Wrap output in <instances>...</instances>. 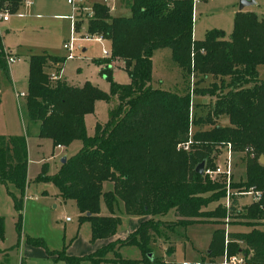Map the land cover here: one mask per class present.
Here are the masks:
<instances>
[{"label": "trees", "instance_id": "16d2710c", "mask_svg": "<svg viewBox=\"0 0 264 264\" xmlns=\"http://www.w3.org/2000/svg\"><path fill=\"white\" fill-rule=\"evenodd\" d=\"M7 1L15 7L19 0ZM128 9L129 16L113 17L103 4L94 3L86 23L88 34L107 43L109 56L95 61L109 83L107 93L88 83L73 87L62 80L50 82L47 68L64 58L42 53L27 60L24 107L28 121L38 123L37 137L49 139L53 148H65L74 140L81 143L55 174L40 173L36 180L51 182L62 200L74 203L78 222L89 224L91 240L107 241L82 258L61 250L55 260L181 264L164 261L157 251L170 256L180 229L216 224L214 219L227 215L252 223L244 225L246 231L214 230L205 258L189 264H221L216 258L222 256L239 257L242 264H264V161H258L260 156L264 159V79L256 71L264 66V18L239 11L228 35L211 29L201 40H193L192 0H130ZM159 49H168L180 70L181 94L150 86V58ZM112 62L121 63L127 84L111 80ZM7 72L0 47V74L7 78ZM207 80V86L199 87ZM190 92L210 98L202 113L192 115ZM95 101L112 106L107 121L96 124L93 136L87 137L83 117L93 112ZM221 120L227 125L221 126ZM226 145L245 157L244 182L231 188L237 193L249 188L261 192L257 202L241 208L240 197L231 196L227 211L219 203L224 198L223 176L210 182L203 175L214 168L216 155ZM26 162L24 137L0 136V183L17 192L18 196L9 194L18 218ZM198 165L201 174L196 173ZM212 203L216 205L208 208ZM168 210H173L172 222L157 219ZM121 215L145 219L123 240L110 241ZM2 224L0 218V236ZM123 247H135L139 259L121 258Z\"/></svg>", "mask_w": 264, "mask_h": 264}, {"label": "rangeland", "instance_id": "374dc122", "mask_svg": "<svg viewBox=\"0 0 264 264\" xmlns=\"http://www.w3.org/2000/svg\"><path fill=\"white\" fill-rule=\"evenodd\" d=\"M84 6L91 8L92 4L106 2L113 7L110 14L114 17L129 16V9L120 3H111L109 0H82ZM253 6L245 7L244 10L253 11L257 17H264V0H249ZM33 4L32 13L39 18L29 16L23 19L12 17L5 27L7 32L3 33L1 43L8 51L16 52L24 56L25 60L12 65L9 82L3 74H0V97L2 112L0 110V131L11 133L16 131L27 135V165L26 184L20 216L13 206L9 193L18 196L11 186H3L0 183V218H2V235L0 236V263L4 253L7 254V264H61L55 260V253L64 250L66 255L79 258L91 254L103 243L99 239L91 240L90 228L87 222H78V212L74 203L70 200H62L56 193L55 188L49 181H37L38 173L45 175L55 174L62 158H69L76 154L81 147L78 140L72 141L65 148L52 149L51 141L46 138L36 139L37 125L29 122L26 117L23 98L15 101L12 87L17 92H26V70L27 56L30 54H51L64 58L65 53L61 49L62 43L69 35V22L64 20V15L70 14V7L66 0H31ZM101 2V3H100ZM239 0H197L192 9V39L201 40L206 31L211 29L222 30L228 35L232 28V20L238 11ZM129 5V3H128ZM69 13V14H68ZM86 21H78L75 36L86 33ZM88 33V32H87ZM81 49L75 50L73 58L64 60L62 64L61 77L69 86L80 87L88 83L101 92L107 93L109 83L99 74L100 66L95 61H101V45L95 41L81 42ZM85 49L82 52V49ZM102 48L108 50L105 42ZM151 83L152 88L164 90L171 93H182V78L180 71L171 59L168 49L155 50L151 54ZM111 80L118 84L128 83V77L120 62H112ZM15 68V69H14ZM14 69V71H13ZM259 79H264V66L256 69ZM209 80L201 83L199 87L207 86ZM194 80H188L192 86ZM211 102L210 98L192 95L193 114L202 113L203 107ZM112 103L95 101L93 112L83 117L85 135L92 137L94 126L102 125L107 121L108 110ZM220 125H227L226 120H221ZM194 128H191L193 131ZM23 136V135H20ZM224 151L218 153L215 165H223ZM244 154L232 152L230 158L229 191L235 192L231 185L244 182ZM41 171V172H40ZM220 178V177H219ZM221 179V178H220ZM213 182L212 179H208ZM222 182L226 179L222 177ZM29 197V199H27ZM224 208V198L219 200ZM251 200L247 197L238 199L239 207L248 206ZM212 203L208 208H213ZM102 210V207H101ZM65 219H69L65 222ZM157 219L163 222H172L173 210H168ZM214 223H194L180 229L174 244L172 254L166 255L160 251L166 261L197 263L205 258L212 232L222 229L223 233L230 231H246L245 224H251L250 219H214ZM18 224V227L16 226ZM136 226L135 217L121 215L114 237L123 240L129 231ZM33 242V243H32ZM119 254L122 258H139V251L135 247H123ZM223 257V256H222ZM216 258V262L222 259ZM79 264H89L81 259Z\"/></svg>", "mask_w": 264, "mask_h": 264}, {"label": "built area", "instance_id": "2783aa9c", "mask_svg": "<svg viewBox=\"0 0 264 264\" xmlns=\"http://www.w3.org/2000/svg\"><path fill=\"white\" fill-rule=\"evenodd\" d=\"M196 1L197 0H192V5ZM66 4L70 7V14L69 16L65 17V19H67L69 22V35L67 40H65L61 45L62 51L65 53L64 59L65 60L72 59L74 57L73 56L74 51L81 48L80 43L88 42V41H95L99 43L101 45L102 57L107 58L109 56V53L108 50L102 48L103 39L100 36L90 35L87 32L81 34L80 36H75V33L77 32L76 25L78 21L87 22V20L92 15L91 8L85 7L82 0H66ZM20 5L22 6L23 9L22 12H18L16 9H13L12 4L9 1L0 0V31L1 28L8 23L11 16H15L18 18L27 16V11L31 6V2L28 0H24ZM111 8L112 7L110 6L109 9ZM0 42H1V37H0ZM1 54L3 55V59L7 68L19 60L17 56L11 54L6 49H1ZM48 80L50 82H55L59 80V72L52 71L48 73ZM19 96H23V94L20 93ZM190 96L192 97L191 92H190ZM186 146L187 143L183 146V149H186ZM231 153L232 152L230 150L229 145H226L223 154V161H224L223 165L222 166L215 165L213 169L203 171V175L208 179L215 180L218 176H223V178L226 179V183L224 187V209L226 211L228 210L229 199L231 196H239L240 198L247 197L251 200V203L257 202L261 197V192L255 191L251 188H249L246 191L238 192V193L229 191L228 186H229ZM226 217L228 218L227 215ZM65 220L67 221L68 219ZM221 264H242V261L239 257H230L226 259L223 256Z\"/></svg>", "mask_w": 264, "mask_h": 264}, {"label": "crops", "instance_id": "0c3cea01", "mask_svg": "<svg viewBox=\"0 0 264 264\" xmlns=\"http://www.w3.org/2000/svg\"><path fill=\"white\" fill-rule=\"evenodd\" d=\"M24 0H19L16 4H15V7H13V5H12V7H13V9H16L18 12H22L23 11V9H22V6L20 5L22 2H23ZM28 1H30L31 2V0H28ZM109 1H111V0H109ZM129 1L130 0H113V1H111V3H112V5H113V3H120L121 5H123L124 7H127L128 8V3H129ZM107 2V1H106ZM106 2H102V4L105 6V7H107L108 9H109V7L111 6V5H109L108 3H106ZM84 3V2H83ZM101 3V2H100ZM195 3H197V1L195 2ZM194 5V4H193ZM193 5H192V9H193ZM254 5V3L252 4V5H250V6H253ZM112 8L111 9H109L108 11H109V14H110V11H112L113 10V7L114 6H111ZM248 7V6H247ZM245 8V7H244ZM244 8L243 9H241L240 11L242 12V11H246V12H252V13H254L253 11H249V10H244ZM32 11H33V4H32V2H31V6H30V8H29V10L27 11V16H25V17H21V18H18V17H15V16H11L10 17V19L12 18V17H14V18H17V19H23V18H27V17H29V16H32V15H34L33 17L34 18H39L37 15H35V14H33L32 13ZM237 12H239V10L237 11ZM69 14V13H68ZM255 14V13H254ZM256 15V14H255ZM66 16H69V15H64V17H62L64 20H67V19H65V17ZM110 16H112L111 14H110ZM114 17V16H113ZM262 18H264L263 16H262ZM10 19H9V21H10ZM9 21H8V23H9ZM68 21V20H67ZM8 23L6 24V25H4L2 28H1V31H0V37H1V39H2V36H3V33H6L8 30H7V28H5L7 25H8ZM191 37H192V33H191ZM194 40V39H193ZM103 42H105V44L107 45V43H106V41L105 40H103ZM0 47H1V49H6V48H4L3 47V44L0 42ZM62 49V48H61ZM81 49V48H80ZM7 50V49H6ZM84 48L82 49V52H84ZM8 51V50H7ZM8 52H10L11 54H13V55H15V56H17V58L19 59L17 62H15L14 64H12L13 66H15L17 63H20L21 61H23V60H25V57L24 56H21V55H19V54H17L16 52H13V51H8ZM64 53V52H63ZM46 54H48V53H46ZM31 55H35V54H30V55H28L27 56V60H28V57L29 56H31ZM48 55H51V54H48ZM51 56H53V55H51ZM62 64L63 63H61V64H55L53 67H51V66H49L48 68H47V72L48 73H50V72H52L54 69H58L56 72H59V80H62V77H61V70H62ZM12 65H10L8 68H7V70H8V72H7V80L9 81V82H11V77H10V72H11V67H12ZM15 69V68H14ZM14 69H13V71H14ZM180 71V70H179ZM180 75H181V73H180ZM26 79H27V70H26ZM26 81V80H25ZM63 81V80H62ZM12 83V82H11ZM11 87H12V91H13V96H14V99H15V101L16 102H18V98H23V105H24V95H25V93H22V92H17V91H15L14 90V88H13V86L11 85ZM23 94V96H19V94ZM2 105H1V97H0V110H1V112H2ZM25 108V107H24ZM30 122V121H29ZM34 124H36L37 125V129H36V131H38V123H34ZM20 135H23V137H24V139H25V145H26V143H27V135H24L23 133L22 134H20V133H18L17 131H16V133H14L13 135H11V133H4V132H2V131H0V136H20ZM35 138L36 139H40V138H38L37 137V135L35 136ZM26 147H27V145H26ZM55 149H61L62 147H54ZM53 147H52V149H54ZM27 149V148H26ZM62 159H65V157L64 158H62ZM26 161H27V150H26ZM26 165H27V162H26ZM39 174V173H38ZM26 184L28 185V182L26 181ZM26 186V185H25ZM56 190V189H55ZM57 193V192H56ZM27 199H29V197H27ZM121 217V216H120ZM145 219V217H135V220H136V226L131 230V231H133L137 226H138V224L141 222V221H143ZM65 222H68L69 221V219L66 221V220H64ZM131 231H129L128 233H130ZM102 243H103V245L107 242L106 240H102V239H99ZM110 241H114V240H117V239H115V237H114V235L109 239ZM102 245V246H103ZM120 251V250H119ZM160 251L161 252H163V249H159L158 251H157V254L159 255L160 254ZM1 253H3V251L1 252V250H0V254ZM120 255V254H119ZM3 257H5L4 259H2V263H0V264H7V259H6V257H7V254L6 253H4L3 255H2ZM68 256H72V255H68ZM121 257V256H120ZM122 258V257H121ZM124 259H128V258H124ZM136 259H139V258H136ZM164 261H166V259L165 258H162ZM168 261V260H167ZM169 261H172V260H169ZM221 261H222V259L221 260H219L218 262L219 263H221ZM175 262H177V261H175ZM181 264H187L186 262H180ZM19 264H22V260H20L19 261Z\"/></svg>", "mask_w": 264, "mask_h": 264}, {"label": "water", "instance_id": "95a60500", "mask_svg": "<svg viewBox=\"0 0 264 264\" xmlns=\"http://www.w3.org/2000/svg\"><path fill=\"white\" fill-rule=\"evenodd\" d=\"M253 2L249 0H239L238 2V10L240 11L244 7L252 5ZM65 159H61L60 163L63 164ZM259 163H263L264 159L262 156L259 157ZM196 173L201 174L202 173V165H198L196 168ZM150 256V255H149Z\"/></svg>", "mask_w": 264, "mask_h": 264}]
</instances>
